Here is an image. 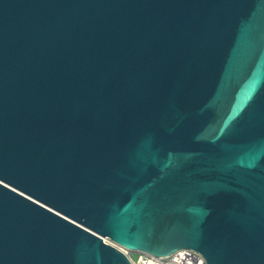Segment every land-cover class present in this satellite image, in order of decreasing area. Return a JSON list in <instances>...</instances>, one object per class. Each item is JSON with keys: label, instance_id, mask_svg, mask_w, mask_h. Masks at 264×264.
I'll list each match as a JSON object with an SVG mask.
<instances>
[{"label": "water", "instance_id": "water-1", "mask_svg": "<svg viewBox=\"0 0 264 264\" xmlns=\"http://www.w3.org/2000/svg\"><path fill=\"white\" fill-rule=\"evenodd\" d=\"M264 264V0H0V264Z\"/></svg>", "mask_w": 264, "mask_h": 264}, {"label": "built area", "instance_id": "built-area-1", "mask_svg": "<svg viewBox=\"0 0 264 264\" xmlns=\"http://www.w3.org/2000/svg\"><path fill=\"white\" fill-rule=\"evenodd\" d=\"M104 242L123 252L132 264H208L205 257L193 249H180L169 256L158 257L141 251H131L110 238H104ZM135 256H139V259L136 260Z\"/></svg>", "mask_w": 264, "mask_h": 264}, {"label": "rangeland", "instance_id": "rangeland-1", "mask_svg": "<svg viewBox=\"0 0 264 264\" xmlns=\"http://www.w3.org/2000/svg\"><path fill=\"white\" fill-rule=\"evenodd\" d=\"M135 259L138 260L139 259V256H135Z\"/></svg>", "mask_w": 264, "mask_h": 264}]
</instances>
